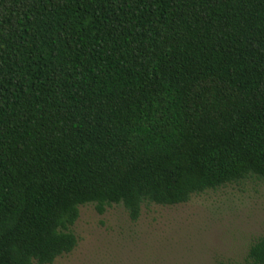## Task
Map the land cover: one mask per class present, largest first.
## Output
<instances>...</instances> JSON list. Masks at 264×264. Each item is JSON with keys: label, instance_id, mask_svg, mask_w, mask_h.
<instances>
[{"label": "trees", "instance_id": "trees-1", "mask_svg": "<svg viewBox=\"0 0 264 264\" xmlns=\"http://www.w3.org/2000/svg\"><path fill=\"white\" fill-rule=\"evenodd\" d=\"M248 179L264 0H0V264L72 253L81 206L136 222Z\"/></svg>", "mask_w": 264, "mask_h": 264}, {"label": "rangeland", "instance_id": "rangeland-1", "mask_svg": "<svg viewBox=\"0 0 264 264\" xmlns=\"http://www.w3.org/2000/svg\"><path fill=\"white\" fill-rule=\"evenodd\" d=\"M78 239L53 264H249V247L264 239V184L248 179L173 207L144 206L131 222L122 205L104 214L79 208Z\"/></svg>", "mask_w": 264, "mask_h": 264}]
</instances>
